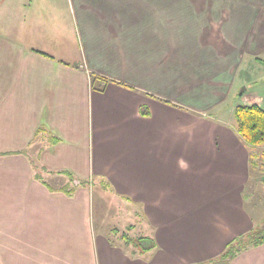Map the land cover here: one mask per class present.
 <instances>
[{"label": "crops", "instance_id": "obj_1", "mask_svg": "<svg viewBox=\"0 0 264 264\" xmlns=\"http://www.w3.org/2000/svg\"><path fill=\"white\" fill-rule=\"evenodd\" d=\"M251 104L264 0H0V264L216 256L256 224L264 145L233 123ZM97 184L145 219L149 260L97 229ZM230 264H264V243Z\"/></svg>", "mask_w": 264, "mask_h": 264}, {"label": "rangeland", "instance_id": "obj_2", "mask_svg": "<svg viewBox=\"0 0 264 264\" xmlns=\"http://www.w3.org/2000/svg\"><path fill=\"white\" fill-rule=\"evenodd\" d=\"M240 90H242V88H240ZM262 108L264 109V104ZM260 153L262 152L260 151L256 152V154H260ZM253 160H256L257 165L261 161L260 158L258 160V157L257 158L254 157ZM252 172H253V178L251 182L248 184L247 190H245L246 205L247 208H249V210L256 218L257 222L255 221L256 224L254 228L257 226L263 228L264 227V180L262 179V177H260L261 176L260 168L257 167L256 165L252 168ZM47 179L50 182V178L47 177ZM118 203L119 202L115 199L114 194H111L110 191H108L107 193H105L104 191H100L98 184L96 185V188L94 189V205H93L96 227L99 230L102 228H106L107 231L113 233V236H115L117 240L122 241V243H125L130 248H137V250L140 251L139 250L140 248L136 247L133 244V241L138 236L146 237L147 234H149L150 229L147 228V223L145 222V219L143 217L141 218V216L139 217V219L133 216H121L120 210H118L119 208H117ZM137 221L139 223H137ZM128 227H133L134 229L130 230ZM148 227L150 228V226ZM208 227H206L207 230ZM116 229H118V231H115ZM143 239H147V238H143ZM143 244L147 246L146 242ZM150 249H148L149 252H144L145 253L144 256L148 257V258L146 257L147 260H149L150 258L149 257V254H151ZM244 251L239 253L234 259H236ZM222 252H220L219 254H221ZM219 254H216V256H218ZM205 256L206 255L197 256V257L193 256L192 258L194 262L187 264H195L210 259ZM213 257H215V255L211 256V258Z\"/></svg>", "mask_w": 264, "mask_h": 264}, {"label": "trees", "instance_id": "obj_3", "mask_svg": "<svg viewBox=\"0 0 264 264\" xmlns=\"http://www.w3.org/2000/svg\"><path fill=\"white\" fill-rule=\"evenodd\" d=\"M234 122L236 129L247 144L250 146L264 145V109L259 105H237L234 111ZM42 170H45V168H42ZM36 176L37 178H41L39 174H36ZM71 178L73 179L74 185L82 183V181H75L72 175ZM65 190H67L69 194H72V188ZM143 238L145 237L138 238L137 240L135 239L133 244L142 250L150 249V246L143 244L144 241H147V239ZM263 243L264 227L260 228L257 226L251 231L232 239L218 256L195 264H230L242 251L259 246Z\"/></svg>", "mask_w": 264, "mask_h": 264}]
</instances>
